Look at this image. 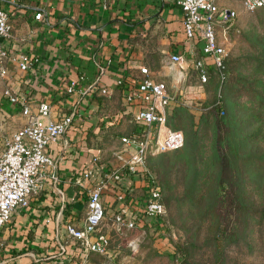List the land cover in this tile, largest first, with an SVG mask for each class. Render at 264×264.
Instances as JSON below:
<instances>
[{
  "label": "crops",
  "instance_id": "0c3cea01",
  "mask_svg": "<svg viewBox=\"0 0 264 264\" xmlns=\"http://www.w3.org/2000/svg\"><path fill=\"white\" fill-rule=\"evenodd\" d=\"M218 1L236 9L242 2ZM0 8L8 11L13 25L11 35L0 38L9 54L8 74H0V152L29 120L3 94L5 87L27 97L35 113L41 101L50 102L52 110L40 116L42 121L75 114L67 131L48 147L55 166L42 169V188L0 230L5 241L0 264H91L96 252L84 257L80 242L67 233V223L82 225L88 189L118 163L116 146L105 155L100 143L130 134L117 132L128 120L140 128L134 120L136 106L125 97L128 83L140 75L139 66L148 65L161 80L153 67L182 52L185 63L172 65L181 69L176 77L197 71L185 39L183 9L177 0H0ZM38 10L44 18L35 17ZM202 44L197 42L201 54ZM25 57L30 63L22 68ZM120 77L125 84L117 83ZM73 79L78 84L69 91ZM102 85L109 86L110 95L102 93ZM95 156L99 160L93 164ZM89 165L94 173L84 178ZM138 175L126 174L120 182L142 211L145 188ZM116 189L114 184L103 193L109 213L117 208Z\"/></svg>",
  "mask_w": 264,
  "mask_h": 264
},
{
  "label": "rangeland",
  "instance_id": "374dc122",
  "mask_svg": "<svg viewBox=\"0 0 264 264\" xmlns=\"http://www.w3.org/2000/svg\"><path fill=\"white\" fill-rule=\"evenodd\" d=\"M236 6L239 11L236 24L228 33L221 34L230 71L221 96L226 112L237 103H246L251 107L249 113H256L259 112L256 94H264V8L247 10L242 2ZM172 65L166 58L155 65L153 71L177 94L178 101L173 102L169 110V120L172 126L184 131L186 141L179 149L150 155L146 163L155 177L160 175L161 178L166 171L164 164L173 163L167 173L173 187L172 202L160 220L145 217L131 229H117L107 217L104 230L111 236L110 250L91 254V264H186L185 252L189 253L188 264H264V217L259 218L264 205V166L259 167L254 161L248 166L250 174L246 180L245 199L250 206L251 220L246 237H241L239 242L230 240L221 253H215L217 222L214 213L223 221V214H230V206L234 203L229 195L230 188H226L224 202L215 195L219 167L210 158L219 131L214 106L221 93L214 78L202 85L198 72L189 68L186 77L177 78L181 69ZM235 108L238 111L239 108ZM137 129L138 125L128 120L117 132L129 133ZM100 144L106 149L105 155L116 146L118 163L120 155L126 154L120 138ZM257 144L254 142L253 151ZM185 147L188 148L186 152ZM261 151H264V141ZM197 169L203 170L201 176L197 177ZM118 185V189L124 186L122 182ZM231 222L233 224V219Z\"/></svg>",
  "mask_w": 264,
  "mask_h": 264
},
{
  "label": "built area",
  "instance_id": "2783aa9c",
  "mask_svg": "<svg viewBox=\"0 0 264 264\" xmlns=\"http://www.w3.org/2000/svg\"><path fill=\"white\" fill-rule=\"evenodd\" d=\"M183 9V28L185 39L189 43L191 58L204 85L209 81L210 69H214L219 77V93L226 78L227 50L221 34L228 33L239 17L235 7L220 4L218 0H177ZM247 10L264 8V0H242ZM42 10L35 17L44 18ZM13 25L6 9L0 8V38L11 35ZM202 41V54L199 53L197 42ZM8 50L0 40V74H8ZM26 59V57H25ZM187 56L182 52H173L170 62L184 64ZM29 61L20 62L22 68L29 66ZM140 75L127 86L125 97L128 103L136 106L134 120L141 129L132 134H124L121 141L126 154L120 155V162L100 177L99 181L88 189V209L81 226L67 223V233L80 242L84 257L91 253H108L111 243L110 233L101 230V224L108 217L117 229L133 228L139 220L152 217L160 220L166 212L163 191L157 178L147 167L148 154L181 148L185 143V133L181 128L174 127L169 121V110L173 102L178 101L167 84L155 78L148 65L139 66ZM124 78H118V84H125ZM78 80L73 79L68 86L74 91ZM101 91L110 95L109 86L102 85ZM3 94L13 103L21 107L29 120L18 127L6 140L0 152V230L11 221L18 209L27 207L31 195L42 188L41 171L48 166H55L54 157L48 147L63 135L74 120V112L64 113L58 120L42 121L41 115H48L52 105L41 101L38 112L32 110L27 97L16 94L11 87H5ZM119 157V156H118ZM93 158V164L98 162ZM141 169V178L145 188L142 211L135 208L128 189H116L117 208L110 213L104 203V190L118 185L124 175L137 173ZM94 173V165L84 171V178ZM140 173V172H138ZM53 177L56 174L53 173ZM119 186V185H118ZM5 241L0 238V248Z\"/></svg>",
  "mask_w": 264,
  "mask_h": 264
},
{
  "label": "trees",
  "instance_id": "16d2710c",
  "mask_svg": "<svg viewBox=\"0 0 264 264\" xmlns=\"http://www.w3.org/2000/svg\"><path fill=\"white\" fill-rule=\"evenodd\" d=\"M229 77L230 71L227 59L226 78L222 84L221 94L217 97L214 106L218 114L216 116L215 123L217 124L219 131L216 133L214 151L210 158L212 161L218 164L219 167L215 176L217 180L215 195L221 198V202H224L226 188H230L231 194L229 191V195L232 196L231 201L234 203H232L230 206V214H223V221L217 217L218 213H214V221L217 222L215 224V253H221L224 250L226 243H229L230 240L239 242L241 237H246L251 220L250 206L245 199L246 180L247 176L250 174L248 172V166H250V163L253 161L257 162L259 167L264 166V151H261V142L264 141V94L262 92H258L256 94L259 98V112L249 113L251 107L246 105V103H237V105H233L234 108H232L231 111L229 110L226 112L223 97L221 95L226 90ZM213 78L216 82V86L218 87L220 84L219 77L217 72L214 71V69H211L208 83L211 82ZM235 107L239 108L238 111L235 110ZM257 123L258 125H256ZM255 125L256 128L252 129ZM140 129L141 127L138 128L136 132L140 131ZM130 134H132V132ZM254 142L258 143L256 145L255 151L251 149L254 145ZM187 150L188 148L185 147V152ZM150 155L152 154L149 153L148 157ZM164 166L166 170L164 171V177L161 178L160 175H158L156 178H159L157 180L161 185L163 191V201L167 208V206L171 204L173 198V187L167 177L169 168L171 169L173 167V163H165ZM147 167L149 168L148 164ZM197 170V177L201 176L203 170ZM138 172H140L139 176L142 178V170L139 169ZM129 174L131 175L133 173ZM223 207L224 206H222V209ZM259 214V218L264 217V205L262 207V211H260ZM230 217L233 219V224ZM229 224L230 227L227 226ZM100 228L102 231H106L104 230V222L101 224ZM173 252L175 253L176 251ZM183 254V260H185L186 264H188L189 253L185 252Z\"/></svg>",
  "mask_w": 264,
  "mask_h": 264
}]
</instances>
